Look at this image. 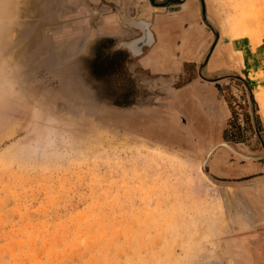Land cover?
<instances>
[{
  "label": "rangeland",
  "instance_id": "rangeland-1",
  "mask_svg": "<svg viewBox=\"0 0 264 264\" xmlns=\"http://www.w3.org/2000/svg\"><path fill=\"white\" fill-rule=\"evenodd\" d=\"M197 4L204 45L174 84L214 79L223 123L197 99L172 113L167 76L93 33L107 0H0V264H264V182L238 185L264 174V0H203L211 27ZM217 141L263 155L201 166Z\"/></svg>",
  "mask_w": 264,
  "mask_h": 264
},
{
  "label": "crops",
  "instance_id": "crops-1",
  "mask_svg": "<svg viewBox=\"0 0 264 264\" xmlns=\"http://www.w3.org/2000/svg\"><path fill=\"white\" fill-rule=\"evenodd\" d=\"M91 1L97 2V0ZM170 1L172 2H170L171 5L168 4V10L163 11L157 9L158 6L147 0H107L109 4L112 3L113 9L101 5L103 9L95 21L93 33L99 37L110 38L114 43L138 34L136 29L125 26L119 21L116 8L120 9L125 17H150V28L154 35V41L140 55L131 58L129 64L139 66L151 74L160 75L161 78L167 76V80H161V82L169 83L171 81V84H166L167 89L162 87L160 90L167 98L164 100L175 110L172 113L180 111L186 116L189 113L190 103L194 101L193 99H197L196 104L202 108L205 106L211 113L212 118L209 117L211 120L209 123H223L229 111L222 106L218 99V87L214 79L190 76L183 82L174 84L175 77L185 73L187 67L195 66L200 56V47L204 45L206 31L199 22L197 0ZM184 4L186 7L183 9L181 6ZM202 41L203 43H201ZM119 49L127 54L124 48ZM214 61V54L211 53L201 69L218 68ZM198 69L197 66L195 73ZM203 102L206 104L204 105ZM218 142L220 141L214 142V144ZM260 244L262 245L261 248L258 247V253L264 256V242L257 243L258 246Z\"/></svg>",
  "mask_w": 264,
  "mask_h": 264
},
{
  "label": "water",
  "instance_id": "water-1",
  "mask_svg": "<svg viewBox=\"0 0 264 264\" xmlns=\"http://www.w3.org/2000/svg\"><path fill=\"white\" fill-rule=\"evenodd\" d=\"M167 1V2H166ZM165 2H154L153 0H148V2L149 3H151V4H153V5H155V6H162V7H164L165 5H167L168 3H169V1L170 0H166ZM116 13H117V16H118V19H119V21L123 24V25H125V26H128V27H131V28H134V29H136L137 31H138V35H135V36H133V37H130V38H128V39H133V38H138V37H141L142 35H143V31H142V29L141 28H139L137 25H135L134 23H133V21H135V19L136 20H140V19H143L144 17H140V16H132V17H135V19H125V18H123V14L120 12V9H118V8H116ZM200 13H201V20L204 22V23H206L207 25H209L210 27L212 26L210 23H208V21L206 20V17H205V10H204V5H203V0H200ZM145 20L147 21V25H148V27H149V30H148V32H149V34H150V36L152 37V39L149 41V42H143L142 43V48L140 47L139 48V50L137 51V52H132V51H130L128 48H126L123 44H121V42L122 41H125V39L124 40H120V42H116V43H114L113 45H112V48L113 49H118V48H124L126 51H127V57L128 58H134V57H136V56H138V55H140L148 46H150L151 45V43L154 41V35H153V32H152V30H151V28H150V24H151V19H150V17H147V18H145ZM215 39H217V32H216V34H215ZM232 76V77H234V78H237V79H239V80H241V82L244 84V86L246 87V89H247V93H248V100H249V108H250V116H251V119L253 120V121H255V114H256V109H255V104H254V101H253V99H252V92H251V89H250V87H249V85L247 84V82L243 79V77H241L239 74H237V73H234V74H229V73H225V75L224 76ZM260 140H261V138H259ZM261 145H262V147L264 148V144L261 142ZM218 146H222V147H224L225 149H227V150H229L231 153H233V154H237V155H239V154H244V153H242L240 150H238L237 148H235V147H233L231 144H229L228 142H226V141H220V142H218L217 144H215L213 147H211V149H210V151H209V153L208 154H205V159H203L202 160V162H200V165L202 166V165H204L205 164V162H206V158L211 154V152L216 148V147H218ZM263 154H264V149H263ZM263 154H261V155H248V156H246V157H251L252 159L254 158H259V157H261ZM246 155V154H245ZM243 158H244V156H243ZM246 159V158H245ZM258 182L260 183H263L264 182V174H262V175H258V176H255V177H252L251 179H249V180H246V181H243V182H239L238 183V185H248V184H258ZM232 185H234V184H232Z\"/></svg>",
  "mask_w": 264,
  "mask_h": 264
},
{
  "label": "bare ground",
  "instance_id": "bare-ground-1",
  "mask_svg": "<svg viewBox=\"0 0 264 264\" xmlns=\"http://www.w3.org/2000/svg\"><path fill=\"white\" fill-rule=\"evenodd\" d=\"M133 23L135 25H137L139 28L142 29L143 31V35L141 37H138V38H133V39H129L127 41H122L121 44H123L126 48H128L130 51L132 52H137L139 50V48L141 47L142 48V43L143 42H149L152 37L150 36L148 30H149V27L147 25V21L145 19H140V20H136L133 21ZM217 144V143H216ZM212 147V146H211ZM211 149V148H210ZM210 151V150H209ZM209 151L206 153L208 154ZM243 153V152H242ZM246 153L244 154H239L237 156L239 157H242L244 156V158L248 159V160H251L252 158L251 157H246L248 156L247 154L245 155ZM205 159V157H204ZM207 159V158H206ZM254 159V158H253ZM259 183V182H258ZM261 183V182H260Z\"/></svg>",
  "mask_w": 264,
  "mask_h": 264
},
{
  "label": "trees",
  "instance_id": "trees-1",
  "mask_svg": "<svg viewBox=\"0 0 264 264\" xmlns=\"http://www.w3.org/2000/svg\"><path fill=\"white\" fill-rule=\"evenodd\" d=\"M121 57H119V59H120ZM110 65H111V67L113 68V69H115V66H117L116 65V63H115V61H112L111 63H110ZM106 67H108V66H106ZM109 68V67H108ZM114 71H116V69L114 70ZM110 72V71H109Z\"/></svg>",
  "mask_w": 264,
  "mask_h": 264
},
{
  "label": "flooded vegetation",
  "instance_id": "flooded-vegetation-1",
  "mask_svg": "<svg viewBox=\"0 0 264 264\" xmlns=\"http://www.w3.org/2000/svg\"><path fill=\"white\" fill-rule=\"evenodd\" d=\"M201 70V69H200ZM253 128H254V126H253ZM255 129V128H254ZM259 139V138H258ZM259 141V140H258ZM260 145H261V143H260ZM262 146V145H261ZM256 159V158H255Z\"/></svg>",
  "mask_w": 264,
  "mask_h": 264
}]
</instances>
